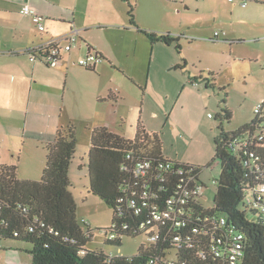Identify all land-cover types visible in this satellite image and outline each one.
Masks as SVG:
<instances>
[{"label": "trees", "instance_id": "1", "mask_svg": "<svg viewBox=\"0 0 264 264\" xmlns=\"http://www.w3.org/2000/svg\"><path fill=\"white\" fill-rule=\"evenodd\" d=\"M127 15L130 24L136 26L131 4H128ZM138 32L149 39H159L167 46L176 42L169 34L157 37L139 28ZM33 47L24 54L50 66L47 63L50 49ZM94 68L86 70L94 72ZM105 100L116 101V95L109 93ZM260 106L254 109L248 123L231 131L225 126L231 120V113L225 106L214 117L219 122L218 134L214 137V160L219 174L212 180L211 207L205 206L202 196H189L183 209H193L195 216L203 220L222 218L226 224L218 227L208 222L202 225V232L188 234L191 247L185 242L184 229L175 228L169 234L167 228L172 222L165 221L163 225L147 222L153 212H165L167 201L176 197L183 178L177 170L191 172L197 184L206 190L201 179L202 169L165 159L157 135L149 133L141 122H138L133 140L105 126L91 131L87 192L112 210L111 227L104 230L106 245L120 247L122 237L146 235L154 228L160 231V240L140 247L131 257L87 248L92 239L91 226L77 219L70 192L69 166L77 145L76 129L73 124H66L58 127L50 142L43 143L45 162L39 180H20L14 166L0 165V242L24 244L31 264H158L157 259L164 255L163 251L174 247L175 236L183 235L181 248L174 257L178 264H264V213L257 206L258 188L264 186V141L259 139L264 133V102ZM144 160L150 162V169L137 178L134 168ZM160 162L172 163L174 168L161 170L158 168ZM141 223L146 225L140 230ZM110 233L116 238L109 240ZM234 235H241V239L234 242ZM215 239L222 243H216ZM213 244L218 255L210 253ZM235 245L240 246V254L233 260L227 251ZM198 250L203 251V259L196 256Z\"/></svg>", "mask_w": 264, "mask_h": 264}, {"label": "crops", "instance_id": "2", "mask_svg": "<svg viewBox=\"0 0 264 264\" xmlns=\"http://www.w3.org/2000/svg\"><path fill=\"white\" fill-rule=\"evenodd\" d=\"M158 1L172 10L168 19H160L163 25L158 24L154 13L142 9L148 0H0V165L14 166L20 180H39L45 162L43 143L50 142L63 125L66 91H72L75 99L72 110L75 125V118L86 120L88 117L87 95L102 102L115 119L119 115L117 100H105L107 95L97 96L88 82L108 83L111 86L108 92L116 94V88L124 86L128 78L136 82L131 69L140 73L139 63L143 69L147 66L149 72L156 51L169 53L174 49L172 67L180 68L193 79L210 73L211 78L203 85L205 91L218 86L227 97L231 87L227 76L235 78L241 73L245 76L244 68L236 74L233 72V60L228 52L244 39L254 43L264 41V0ZM241 1L246 2L244 7ZM128 4L134 6L136 26L129 22ZM24 5L42 17L44 31L39 32L31 17L20 13ZM138 28L157 37L169 34L176 42L167 46L159 39H149ZM72 29L78 32L77 42L69 53L62 55L59 64L49 66L38 60L31 61L24 54L28 48L63 36ZM215 32L225 34L217 41ZM206 48L213 49L211 56L206 55ZM219 49L226 51L216 53ZM121 51L126 60L134 57V67H129L124 57L118 55ZM88 53L102 58L94 68L96 72L77 65ZM140 56L144 58L142 62ZM101 75L105 79L92 80ZM221 78H225L224 85L218 82ZM180 81L186 91H193L190 84L198 89L202 86L194 82L195 86L193 81ZM111 124L102 126L109 128ZM20 147L28 157L20 154ZM0 246V264H31L24 244L0 242Z\"/></svg>", "mask_w": 264, "mask_h": 264}, {"label": "rangeland", "instance_id": "3", "mask_svg": "<svg viewBox=\"0 0 264 264\" xmlns=\"http://www.w3.org/2000/svg\"><path fill=\"white\" fill-rule=\"evenodd\" d=\"M142 9L154 13L158 18V24L161 23L160 25L164 23L160 19H168L169 14H172V10L165 8L158 0H148ZM242 41L243 43L235 46L228 53L233 60L231 64L233 72L236 74L237 71L244 68L245 76L242 73L235 78L227 76L226 79L231 83L227 97L222 88L218 86L209 87L205 91L203 85L211 78L208 73L193 79L180 68L172 67L175 60L172 54L174 49L170 51L171 53H166L163 50L156 51L149 72L148 67L143 69L141 63L137 65L140 73L131 69L136 82L132 83V80L128 78L124 82V86L115 90L116 94L114 95H116L119 105V115L115 119L102 102L87 95L85 103L88 107L86 109L88 117L86 120L75 118L77 121L75 125L72 111L75 99L72 91H66L62 123L63 125L73 123L77 135V145L70 166V192L75 202L77 219L85 220L91 226L92 239L87 245L88 249L102 250L115 256L131 257L137 254L140 247L150 244L146 235L124 236L120 247L105 243L106 237L103 235L102 229L111 227L112 210L97 196L87 192V154L90 147V134L93 129L102 126L103 123H112L109 126L112 132L133 140L138 122H141L149 133L157 135L161 143V154L165 159L201 167V179L206 186V190L202 194L205 206L211 207L214 195L212 180H216L219 174L217 161L214 160V137L218 134L216 127L219 122L214 117L220 112V108L225 106L231 113V120L229 124L225 125L226 129L235 130L248 123L253 117L256 106L264 102V71H262L264 41L259 43L248 39ZM205 51L206 55L211 56L210 51L213 49L206 48ZM225 51V49L215 50L219 54ZM176 54L178 53L176 52ZM118 55L123 58L124 52L121 51ZM139 59L142 62L144 58L140 56ZM252 60L254 62H250ZM123 61L129 67H134V57L129 56L127 60L124 57ZM223 73L226 74V68ZM105 77V75H101L100 78L94 76L92 80H103ZM180 79L186 82L190 81V83L193 81V84L194 82L201 83L202 86L198 89L189 83L193 91H186L179 84ZM224 81L225 78H221L218 82L223 84ZM88 84L96 90L94 94L101 97L108 95V89L111 87L108 83L96 85L93 82H88ZM82 95L85 94L82 93ZM78 96L80 97V94ZM23 141L26 142V139ZM20 150H22L20 153L22 156L28 157L25 149L20 147ZM170 257H172V253L167 256V258Z\"/></svg>", "mask_w": 264, "mask_h": 264}, {"label": "built area", "instance_id": "4", "mask_svg": "<svg viewBox=\"0 0 264 264\" xmlns=\"http://www.w3.org/2000/svg\"><path fill=\"white\" fill-rule=\"evenodd\" d=\"M229 2H232L233 0H228ZM246 5V2L241 1V6L244 7ZM20 13L23 15H29L32 18V22L34 23L35 27L39 32L44 31V25L42 21V17L38 15L33 8H31L29 5H24L20 9ZM224 32H215L214 36L215 39L218 40L219 36L224 35ZM78 39V32L76 30H71L69 33L59 36L56 38H51L47 41L42 42L41 44H38L34 46L33 48L36 50L40 49H50L49 50V57H47V63L51 66H55L58 64V57L62 56L63 54L69 53L71 49L75 46ZM32 48V49H33ZM29 59L31 61L37 60L36 58L30 56ZM102 58L98 56L95 53H88L86 57L80 58L77 61V65L84 68V69H91L96 66V64L101 63ZM260 104H258L255 108V111L260 108ZM260 140L264 141V133L259 137ZM159 169L166 170V169H172L174 168L172 163L169 162H160ZM150 169V162L144 160L136 165L134 168L133 174L137 178L140 176H143L146 172V170ZM177 174L182 176L183 178L180 181V185L177 187L178 191L176 193V197L171 198L167 201V207L166 211L163 213H152L151 220L147 222L149 224L150 222H153L155 224H161L163 225L165 221L172 222L171 225L168 226L167 231L169 234L171 231L175 228H182L184 229L185 234H187L185 242L188 247H191V242L188 234H197L198 231L202 232L203 226L206 223H210L211 226H218L223 227L226 223L225 220L222 218L215 219V218H200L199 215L195 216V211L191 208H187L185 211L183 207L187 206V200L189 196H202L203 189L202 185L197 184L195 181V177L191 175V172H184L183 170L179 169L177 170ZM258 201L257 204L258 208L262 213H264V186H260L258 188ZM147 194L144 193L143 196L145 197ZM146 224L141 223L139 226V229H143ZM188 226L189 229H188ZM157 228H154L151 232H146V236L150 244H155L158 240L161 238L160 231L156 230ZM232 232V230L229 231V233ZM205 235V233H202ZM107 238L109 240H113L116 238V235L113 233H110ZM241 239V235H234L232 237V240L234 242H238ZM183 240V235H177L174 238V247L172 249H166L163 251L164 255L159 257L157 259L158 264H178L177 260H175V255L178 253L179 249L181 248V242ZM216 243H222L220 239H215ZM202 242V239H201ZM240 248L239 245H235L232 248L229 249V252L231 255L228 256L230 259L235 260V256H238L240 252L238 249ZM219 252L216 245L213 244L210 248V253ZM172 253V257L167 258L169 254ZM196 256L198 258L203 259V251L198 250L196 253Z\"/></svg>", "mask_w": 264, "mask_h": 264}]
</instances>
